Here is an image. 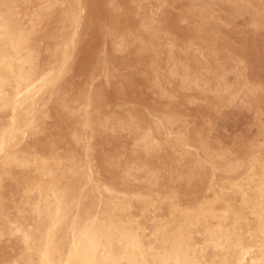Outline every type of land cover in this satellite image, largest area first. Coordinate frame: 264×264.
Returning <instances> with one entry per match:
<instances>
[{"label":"bare ground","instance_id":"obj_1","mask_svg":"<svg viewBox=\"0 0 264 264\" xmlns=\"http://www.w3.org/2000/svg\"><path fill=\"white\" fill-rule=\"evenodd\" d=\"M34 1L38 3L32 5ZM220 2L230 16L249 12L256 26L264 25V0L204 1L193 30L201 58L214 53L219 32L211 15ZM59 3L64 6L54 18L53 6ZM89 4L88 0H0V240L14 239L17 250L5 264H264V148L228 160L221 150L210 152L204 140L195 145L176 132L177 113L146 125L134 116L120 126L130 130L135 125L136 164L111 165L115 174L122 175L120 183H101L94 177L91 140L99 128H111L115 120L102 122L94 116L92 95L74 97L67 77L76 47L91 25L82 19ZM37 24L56 32L52 45L45 44L46 32ZM143 27L146 30L147 24ZM112 30L115 45L124 50L120 29ZM157 32L153 28L148 39L143 31L137 35L140 52L155 48ZM185 50L192 52L190 45ZM169 61H174L173 46ZM157 63L151 64L154 73ZM171 75L179 77L184 89L204 88L190 64ZM220 83L207 90L221 104L235 100L233 87L222 77ZM52 109L58 112V126L79 122L75 115L83 111L82 127L72 130L70 146L62 154L56 140L50 138L47 146L39 143ZM163 133L171 135L167 141L171 149L180 150L185 158L193 156L192 166L181 172L187 183L202 184L211 175L206 188L212 191L211 199L181 205L169 187L162 189L152 154ZM185 147L198 152L192 155ZM216 170L226 175V184L216 181ZM131 178L142 181L139 191L131 190ZM16 194L19 198L14 200Z\"/></svg>","mask_w":264,"mask_h":264},{"label":"rangeland","instance_id":"obj_2","mask_svg":"<svg viewBox=\"0 0 264 264\" xmlns=\"http://www.w3.org/2000/svg\"><path fill=\"white\" fill-rule=\"evenodd\" d=\"M93 1L88 0L91 5L83 12L82 19L91 25L85 28L82 42L76 47L74 67L67 77L72 81L74 97L92 95L94 103L90 112L94 116L102 122L115 120L111 128H99L91 140L90 158L96 179L101 183H120L122 175L115 174L111 165L117 161L136 164L139 153L133 135L135 125L130 130L120 126L126 119L136 116L142 125H146L169 113H177L176 132L187 135L195 145L204 140L210 152L221 150L228 160L264 148V25L256 26L249 12L230 16L222 2L214 5L211 19L217 20L218 24L212 26L219 33L213 41L214 53L201 58L193 30L197 24L194 21H198L197 15L206 0ZM36 3L38 1L32 5ZM63 6L60 3L53 6L54 18ZM26 11L29 13L31 9ZM144 24H147L146 30ZM115 27L120 29L118 36L125 39L124 50H119L115 37L110 35ZM36 28L45 30V44L55 42L56 32L50 26L37 24ZM153 28L158 30L155 48L140 52L142 43L137 35L143 31L148 39ZM187 45L191 46L194 59L186 52ZM172 46L174 61L170 62ZM154 60L158 61L156 73L151 66ZM185 64L193 66L203 89L196 85L184 89L179 77L171 75ZM218 65L220 69L216 71ZM221 77L237 93L232 102L221 104L207 90L210 84H221ZM221 92L227 94L225 89ZM52 112V117L46 120V134H40L39 143L47 146L50 138L56 140L58 152L62 154L70 146L72 130L82 127L83 111L75 115L79 122L59 126L56 125L58 112L54 109ZM170 137L161 134L158 137L160 145L152 154L162 189L169 187L172 198L176 197L181 205H194L199 198L211 199L212 191L206 189L211 183V175L202 184L194 180L187 183L181 172L192 166L193 156L185 158L180 150L171 149L167 143ZM87 140L88 135L83 136L80 152ZM185 148L192 155L198 152L194 147ZM215 177L219 185L227 183L222 171L216 170ZM131 185V190L137 192L142 181L131 178ZM3 193L7 198L5 187ZM18 198V194L13 196L14 200ZM13 241L0 240V264H5L7 258L16 257Z\"/></svg>","mask_w":264,"mask_h":264}]
</instances>
